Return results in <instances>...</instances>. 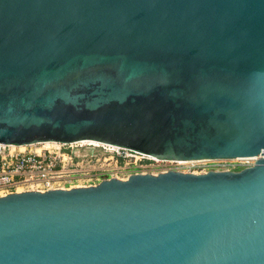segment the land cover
Here are the masks:
<instances>
[{"label": "water", "instance_id": "water-1", "mask_svg": "<svg viewBox=\"0 0 264 264\" xmlns=\"http://www.w3.org/2000/svg\"><path fill=\"white\" fill-rule=\"evenodd\" d=\"M255 158L0 197V264H264V0H0V144Z\"/></svg>", "mask_w": 264, "mask_h": 264}, {"label": "built area", "instance_id": "built-area-1", "mask_svg": "<svg viewBox=\"0 0 264 264\" xmlns=\"http://www.w3.org/2000/svg\"><path fill=\"white\" fill-rule=\"evenodd\" d=\"M89 143L79 142L68 145L58 143L45 145V143H41L20 147L0 144V197L31 191L45 193L54 190H70L78 187L95 186L96 184H79V182L83 181L88 182L91 178L82 166L84 157H80L69 149L73 146L98 148L109 152L112 158L116 156L122 157V154H124L126 158L142 156L157 163L164 162L130 150L105 144L92 145ZM96 161L99 162L100 158L96 159ZM237 161H240L242 164H237ZM234 162L236 163L233 165L232 163ZM254 163L255 158L190 161L189 165L186 166V170L170 171L190 174H204L209 171L237 172L252 166ZM128 164L129 162L124 163L125 168ZM134 167L135 169L132 171H125L124 168L117 167L116 161L115 168L108 176L103 177L102 180L112 178L126 180L132 174L157 175L167 172V170L161 172L147 170L146 166L136 165V161Z\"/></svg>", "mask_w": 264, "mask_h": 264}, {"label": "rangeland", "instance_id": "rangeland-1", "mask_svg": "<svg viewBox=\"0 0 264 264\" xmlns=\"http://www.w3.org/2000/svg\"><path fill=\"white\" fill-rule=\"evenodd\" d=\"M71 151L79 155L83 158L82 166L85 171L89 173V176L91 178L88 182H79L81 185H93L98 184L103 179V177L108 176L112 170L115 168V162L117 161V167L124 168L125 171H132L135 169V161L136 165H143L146 166L147 170H152L153 172H161V171H170V170H178V171H184L186 170V166L189 165V162H154L150 159L143 158L142 156H135L131 158L124 157L123 156H116L111 157L112 155L109 152H106L101 149L92 148L90 146H73L69 148ZM91 151H93L91 153ZM92 154V155H91ZM100 158V161H96V159ZM106 159V160H104ZM125 162H129V164L124 166ZM184 163V164H180ZM236 162L232 163L233 165ZM187 164V165H185ZM237 164H242L240 161H237ZM236 164V165H237ZM241 168V167H240Z\"/></svg>", "mask_w": 264, "mask_h": 264}, {"label": "bare ground", "instance_id": "bare-ground-1", "mask_svg": "<svg viewBox=\"0 0 264 264\" xmlns=\"http://www.w3.org/2000/svg\"><path fill=\"white\" fill-rule=\"evenodd\" d=\"M84 143V142H83ZM50 142H46L45 145H49ZM89 144H92V145H97V143H93V142H90ZM178 162H189V161H178ZM177 162V163H178ZM180 164H184V163H180Z\"/></svg>", "mask_w": 264, "mask_h": 264}]
</instances>
